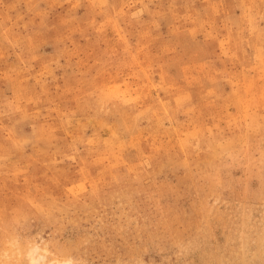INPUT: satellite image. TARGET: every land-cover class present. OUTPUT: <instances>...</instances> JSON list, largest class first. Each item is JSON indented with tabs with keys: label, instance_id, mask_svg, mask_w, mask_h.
Instances as JSON below:
<instances>
[{
	"label": "rangeland",
	"instance_id": "1",
	"mask_svg": "<svg viewBox=\"0 0 264 264\" xmlns=\"http://www.w3.org/2000/svg\"><path fill=\"white\" fill-rule=\"evenodd\" d=\"M34 249L264 264V0H0V264Z\"/></svg>",
	"mask_w": 264,
	"mask_h": 264
},
{
	"label": "bare ground",
	"instance_id": "2",
	"mask_svg": "<svg viewBox=\"0 0 264 264\" xmlns=\"http://www.w3.org/2000/svg\"><path fill=\"white\" fill-rule=\"evenodd\" d=\"M36 249V248H35ZM35 249L33 251H31V253L29 254V262L30 264H39V260L43 259V257H36L35 254ZM38 253V251H37ZM48 264H52V262H49Z\"/></svg>",
	"mask_w": 264,
	"mask_h": 264
},
{
	"label": "snow or ice",
	"instance_id": "3",
	"mask_svg": "<svg viewBox=\"0 0 264 264\" xmlns=\"http://www.w3.org/2000/svg\"><path fill=\"white\" fill-rule=\"evenodd\" d=\"M15 264H27V261L21 256L15 261ZM52 264H59V261H53Z\"/></svg>",
	"mask_w": 264,
	"mask_h": 264
},
{
	"label": "clouds",
	"instance_id": "4",
	"mask_svg": "<svg viewBox=\"0 0 264 264\" xmlns=\"http://www.w3.org/2000/svg\"><path fill=\"white\" fill-rule=\"evenodd\" d=\"M59 264H74V262L59 260Z\"/></svg>",
	"mask_w": 264,
	"mask_h": 264
}]
</instances>
